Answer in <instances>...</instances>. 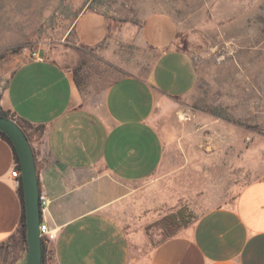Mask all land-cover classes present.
<instances>
[{
  "label": "crops",
  "instance_id": "0c3cea01",
  "mask_svg": "<svg viewBox=\"0 0 264 264\" xmlns=\"http://www.w3.org/2000/svg\"><path fill=\"white\" fill-rule=\"evenodd\" d=\"M74 35L79 44L102 49L121 71L102 98L84 96L69 69L39 53L42 59L14 71L2 103L15 120L37 129L29 137L41 195L49 201L42 222L57 233L47 242L55 263L264 264V171L254 177L252 166L249 177L243 166L224 184L209 175L220 166L206 152L223 150L201 147V134L180 117L199 72L176 46L175 20L167 14L146 20L135 45L147 57L143 50L132 56L122 42L131 40L113 33L97 12L82 13ZM242 142L229 152H255L253 141ZM16 164L0 137V264L27 263L23 202L11 177ZM198 198L205 207L197 208ZM182 208L196 217L171 225L169 216ZM120 214L129 216V227Z\"/></svg>",
  "mask_w": 264,
  "mask_h": 264
},
{
  "label": "rangeland",
  "instance_id": "374dc122",
  "mask_svg": "<svg viewBox=\"0 0 264 264\" xmlns=\"http://www.w3.org/2000/svg\"><path fill=\"white\" fill-rule=\"evenodd\" d=\"M86 11L106 17L113 33L131 40L122 42L132 56L143 50L145 57L146 50L135 45L138 31L152 15L171 16L178 26L176 46L192 56L199 72L180 117L189 131L201 134V147L223 150L206 152L220 166L209 175L224 184L240 176L243 166L249 177L252 166L254 177L264 171V0H0V111H7L2 103L12 74L34 52L69 69L84 96L102 98L121 71L102 49L77 42L74 25ZM158 125L169 149L172 137L163 117ZM24 126L29 135L37 132ZM250 140L255 152H229ZM196 201L197 208L205 207L201 198ZM119 217L129 227V216ZM45 264H56L48 246Z\"/></svg>",
  "mask_w": 264,
  "mask_h": 264
},
{
  "label": "water",
  "instance_id": "95a60500",
  "mask_svg": "<svg viewBox=\"0 0 264 264\" xmlns=\"http://www.w3.org/2000/svg\"><path fill=\"white\" fill-rule=\"evenodd\" d=\"M0 132H3L13 143L21 166L28 246L26 264H42L41 191L35 152L28 136L14 119L0 116Z\"/></svg>",
  "mask_w": 264,
  "mask_h": 264
},
{
  "label": "trees",
  "instance_id": "16d2710c",
  "mask_svg": "<svg viewBox=\"0 0 264 264\" xmlns=\"http://www.w3.org/2000/svg\"><path fill=\"white\" fill-rule=\"evenodd\" d=\"M0 116H4V117H7V118H11V119H14V117H12L10 115V112L9 111H3L1 110L0 111ZM18 125L23 129V131L26 133V135L28 136L29 140H30V137H29V134L27 133L26 129H25V123L23 122H20V121H17L15 120ZM0 137H2L3 139H5L13 148L14 150V154H15V160L18 164V168L21 170V166H20V162H19V157H18V154L14 148V145L13 143L11 142V140L3 133V132H0ZM31 142V141H30ZM19 194L22 198V202H23V218H22V226H21V238L22 240L27 243V228H26V208H25V200H24V189H23V182L21 180V185H20V188H19ZM196 216L194 215L193 212H190L188 211L187 208H182L181 210H179L176 214H173L171 216H169L168 218V222L171 224V225H181V224H188L189 222L192 221V219H194ZM46 249H47V242L43 239V260H42V264H45V261H46Z\"/></svg>",
  "mask_w": 264,
  "mask_h": 264
},
{
  "label": "built area",
  "instance_id": "2783aa9c",
  "mask_svg": "<svg viewBox=\"0 0 264 264\" xmlns=\"http://www.w3.org/2000/svg\"><path fill=\"white\" fill-rule=\"evenodd\" d=\"M36 57H39V59H42L39 56V53L34 52L32 55V58H36ZM11 177L14 181L15 187L19 191L21 180H22V173H21V170L18 168V164H16L14 168L12 169ZM48 205H49L48 199L44 197L43 195H41V210L44 211ZM40 234H41V237L46 242H54L57 239L56 231L51 230L49 225L45 222H42L40 225Z\"/></svg>",
  "mask_w": 264,
  "mask_h": 264
}]
</instances>
